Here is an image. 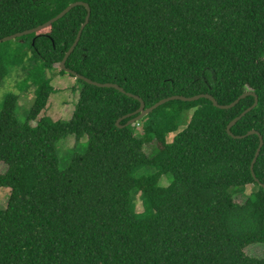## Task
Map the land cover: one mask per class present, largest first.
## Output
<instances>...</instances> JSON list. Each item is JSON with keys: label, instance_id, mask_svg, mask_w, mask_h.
<instances>
[{"label": "trees", "instance_id": "trees-1", "mask_svg": "<svg viewBox=\"0 0 264 264\" xmlns=\"http://www.w3.org/2000/svg\"><path fill=\"white\" fill-rule=\"evenodd\" d=\"M76 2L88 4L91 17L68 70L117 84L146 108L201 94L230 105L249 91L259 103L233 136L227 127L253 96L228 110L208 99L171 101L119 128L140 102L77 79L71 119L54 121L40 117L55 92L42 74L56 65L67 73L60 63L87 9L17 38L21 51L0 52V86L10 64L35 63L36 100L25 122L14 94L0 114V188L10 189L0 207V264H264L246 253L264 245V145L256 181L260 138L246 136L256 131L264 140V0H0V40ZM69 135L76 143L87 137V147L61 170L57 145Z\"/></svg>", "mask_w": 264, "mask_h": 264}, {"label": "rangeland", "instance_id": "rangeland-1", "mask_svg": "<svg viewBox=\"0 0 264 264\" xmlns=\"http://www.w3.org/2000/svg\"><path fill=\"white\" fill-rule=\"evenodd\" d=\"M9 45L0 44V52L2 50L9 49L12 51H21L23 48V41L18 39L9 41ZM12 53V52H11ZM15 54V52H14ZM12 55V54H11ZM10 57H13L11 56ZM12 60V58H10ZM24 66L19 64H10L9 73L6 78L3 80L0 86V114L6 96L9 94H14L18 96V106L16 110V116L21 122H25L27 115L32 108L36 100V87H33V78L30 79L31 74H34L36 64L26 61ZM43 77L49 78L51 80V86L55 92L51 95L46 109L41 113L40 117L47 116L54 121L59 120H70L75 105L80 96V91L82 88V83L74 78L68 73H62L59 70V65H56L53 69H49L43 72ZM190 116L192 112L189 113ZM189 116V117H190ZM35 125V123H33ZM140 129V128H139ZM181 128L180 130H182ZM175 134L168 136V141L173 140ZM77 144V145H76ZM87 147V137L81 139L76 143L75 136L69 135L67 138L61 140L57 145V152L59 157V167L61 170H64L68 167L71 162L73 154L83 153ZM145 151L150 154L153 152V147L146 146ZM5 164H0V171L5 172ZM169 181L166 178L161 180L162 186H168ZM252 187H248L244 196L239 195L236 197L238 203L245 201V197L251 194ZM10 196L9 188H0V207H6ZM137 212H142L141 202L137 201ZM246 253L252 257H264V245L257 244L251 245L246 249Z\"/></svg>", "mask_w": 264, "mask_h": 264}, {"label": "water", "instance_id": "water-1", "mask_svg": "<svg viewBox=\"0 0 264 264\" xmlns=\"http://www.w3.org/2000/svg\"><path fill=\"white\" fill-rule=\"evenodd\" d=\"M78 6H83V7H85L87 9V16H86L84 24L81 26V28H80V30L78 32V35H77V38H76L74 44L71 46V48L69 49V51L66 53L65 57L63 58L62 62L60 63V69L64 70L65 72H67V73H69V74H71L73 76H75L76 79H80V80L85 81L89 85H92V86H95V87H98V88H113V89H116V90L120 91L121 93L126 94L127 96H129L131 98H134V99L138 100L140 102V108L135 113L126 115L123 118L118 119L117 122H116V125L119 128H123L124 127V126H121V122L122 121L128 120V122L125 125L127 127L131 126V125H135L136 123L141 121L145 116L151 114L153 111H155L159 107H161V106H163V105H165V104H167V103H169L171 101L195 102V101H198L200 99H208L214 104L215 107H217L219 109H223V110H228V109L234 108L241 100L247 98L248 96H253L255 98L254 104L249 109L244 111L239 117L235 118L228 125L227 132H228L229 135L233 136L232 131H231L232 128L244 116H246L249 112H251L252 110H254L258 106L259 97L255 93L249 91V92H246L243 95H241L235 102L231 103L230 105H219L218 102L211 95L201 94V95H197V96H194V97L172 96V97H169V98L161 100L160 102L156 103L155 105H153L150 108H146L145 102L139 96H136V95H133L131 93L125 92V90L123 88H121L120 86H118L117 84H111V83L102 84V83L94 82V81H92V80H90L88 78H85V77H83L81 75H78L77 73H75L73 71L68 70L66 68L67 60L72 55V53L74 52L75 48L77 47V45H78V43H79V41L81 39V35H82L85 27L88 25V23L90 21V17H91V8L89 7L88 4H86L84 2L73 3V4L69 5L65 10H63L58 16H56L55 18L51 19L47 23H45V24H43L41 26H38V27H36L34 29H31V30H28V31H24L22 33H17V34L11 35V36H8V37L0 40V43L8 42V41H11V40H15L17 38H21L23 36H28V35H32L34 33H38L40 31L50 27L52 24L56 23L60 19H62L66 14H68L71 10H73L74 8H76ZM250 135H259V138H260V145H259V147L257 149V152L255 154V158H254V160L252 162V165H251V171H252L253 177L256 179V176H255V173H254V166H255V164L257 162V159H258V157L260 155L261 149H262V147L264 145V140H263V137L256 131H251L246 136H250ZM246 136H241V137H236V138L237 139H241V138H244ZM256 181H257V179H256ZM262 186L264 188V185H262Z\"/></svg>", "mask_w": 264, "mask_h": 264}]
</instances>
